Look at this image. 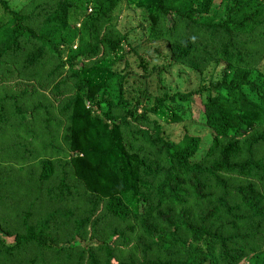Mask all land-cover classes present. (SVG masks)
<instances>
[{
    "label": "trees",
    "instance_id": "obj_1",
    "mask_svg": "<svg viewBox=\"0 0 264 264\" xmlns=\"http://www.w3.org/2000/svg\"><path fill=\"white\" fill-rule=\"evenodd\" d=\"M0 264H264V0H0Z\"/></svg>",
    "mask_w": 264,
    "mask_h": 264
},
{
    "label": "rangeland",
    "instance_id": "obj_2",
    "mask_svg": "<svg viewBox=\"0 0 264 264\" xmlns=\"http://www.w3.org/2000/svg\"><path fill=\"white\" fill-rule=\"evenodd\" d=\"M115 13H116V17H117V23H118V27L122 30L128 29V30H132L128 33V40L129 42H138L139 44H143L141 43V39L143 38V24L140 20L139 14L136 10H131V9H126L124 7L123 3H120L116 8H115ZM140 40V42H139ZM141 46H146V48H148L149 50H152L153 48H157L158 50L162 51L163 47L159 44H153V43H144L143 45L137 46L138 50H141ZM155 51V50H154ZM179 68L178 67H173L171 68L167 73H165V75H162V78H166L168 76V74L173 75L174 83H170L171 86H179V90H190V89H194L196 88V85L194 82H191V79L189 83H185L184 81H182L181 83H179V79H177L176 77V72ZM180 72V71H179ZM188 73L187 70H181V74H186ZM131 81V78L128 77V82ZM127 82V81H126ZM132 103V101L130 102ZM194 105V103L192 104ZM198 107L197 104H195L194 108L196 110V108ZM138 109H140L141 107H137ZM191 121V120H190ZM185 122V121H184ZM180 123V124H174V125H169V124H165L162 125L164 126L168 132H170L173 136H177L176 139L179 138L180 133H181V129H183L185 126H188L189 129V133L190 134H196L199 136H202L204 133L203 131L200 132V128L196 123L193 122H189V123ZM205 134H207V131H205ZM174 138V137H173ZM174 139V140H176ZM204 139V136H203Z\"/></svg>",
    "mask_w": 264,
    "mask_h": 264
}]
</instances>
